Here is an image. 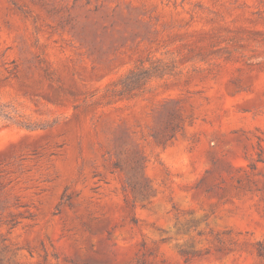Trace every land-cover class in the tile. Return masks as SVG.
Here are the masks:
<instances>
[{"label":"rangeland","instance_id":"1","mask_svg":"<svg viewBox=\"0 0 264 264\" xmlns=\"http://www.w3.org/2000/svg\"><path fill=\"white\" fill-rule=\"evenodd\" d=\"M0 264H264V0H0Z\"/></svg>","mask_w":264,"mask_h":264},{"label":"trees","instance_id":"2","mask_svg":"<svg viewBox=\"0 0 264 264\" xmlns=\"http://www.w3.org/2000/svg\"><path fill=\"white\" fill-rule=\"evenodd\" d=\"M132 188L134 189V185L132 186Z\"/></svg>","mask_w":264,"mask_h":264}]
</instances>
